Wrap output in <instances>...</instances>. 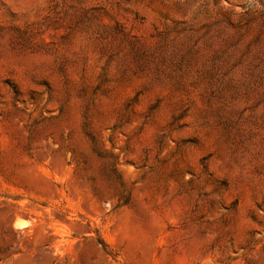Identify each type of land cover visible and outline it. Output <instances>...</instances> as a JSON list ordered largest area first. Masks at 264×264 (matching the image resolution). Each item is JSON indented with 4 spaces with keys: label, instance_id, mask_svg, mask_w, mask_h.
I'll return each mask as SVG.
<instances>
[{
    "label": "rangeland",
    "instance_id": "1",
    "mask_svg": "<svg viewBox=\"0 0 264 264\" xmlns=\"http://www.w3.org/2000/svg\"><path fill=\"white\" fill-rule=\"evenodd\" d=\"M0 264H264V0H0Z\"/></svg>",
    "mask_w": 264,
    "mask_h": 264
},
{
    "label": "trees",
    "instance_id": "2",
    "mask_svg": "<svg viewBox=\"0 0 264 264\" xmlns=\"http://www.w3.org/2000/svg\"><path fill=\"white\" fill-rule=\"evenodd\" d=\"M90 139H91V141H93V138L92 137H90ZM94 143V142H93ZM99 244L103 247V249L105 250V245L103 244V243H101V242H99Z\"/></svg>",
    "mask_w": 264,
    "mask_h": 264
}]
</instances>
